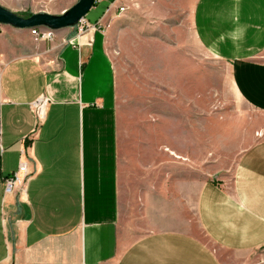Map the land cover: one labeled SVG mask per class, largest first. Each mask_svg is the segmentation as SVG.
<instances>
[{
	"label": "crops",
	"instance_id": "obj_1",
	"mask_svg": "<svg viewBox=\"0 0 264 264\" xmlns=\"http://www.w3.org/2000/svg\"><path fill=\"white\" fill-rule=\"evenodd\" d=\"M116 3L84 18L100 29L50 41L0 25V264H264V137L207 178L174 171L171 153L143 170L125 157L106 38ZM194 20L237 96L264 114V0H199ZM41 96L46 118L25 144L33 174L20 198L5 195Z\"/></svg>",
	"mask_w": 264,
	"mask_h": 264
},
{
	"label": "rangeland",
	"instance_id": "obj_2",
	"mask_svg": "<svg viewBox=\"0 0 264 264\" xmlns=\"http://www.w3.org/2000/svg\"><path fill=\"white\" fill-rule=\"evenodd\" d=\"M77 1L0 0V6L25 18L57 16ZM99 1L86 19L100 16L111 0ZM116 4L126 11L115 13L106 38L116 70L125 157H134L136 169L143 170L155 160L163 166L160 157L171 153L174 171L203 172L206 178L229 169L247 144L264 137V114L240 100L228 61L199 41L194 26L199 0ZM35 54L48 64L45 50Z\"/></svg>",
	"mask_w": 264,
	"mask_h": 264
},
{
	"label": "built area",
	"instance_id": "obj_3",
	"mask_svg": "<svg viewBox=\"0 0 264 264\" xmlns=\"http://www.w3.org/2000/svg\"><path fill=\"white\" fill-rule=\"evenodd\" d=\"M126 11V7L119 6L116 9V16L123 14ZM77 26H80L81 31L83 27L87 29H100V25L97 23L94 26H89L85 19L83 18ZM30 34L34 37L35 40L38 41H50L53 38L52 30H48L45 28H35L30 29ZM49 99L45 96H41L34 103L31 104L30 109L34 118V125L30 133L22 140V144L24 146L21 148L19 152V162L15 172H13L10 176L3 178L4 185V194L10 196H17L18 198L24 193L25 186L27 185L30 177L33 172L30 170V161L31 158L27 154V150L29 146H25L26 143H31L34 139L37 138L40 128L42 127L45 118L46 112L49 105Z\"/></svg>",
	"mask_w": 264,
	"mask_h": 264
},
{
	"label": "water",
	"instance_id": "obj_4",
	"mask_svg": "<svg viewBox=\"0 0 264 264\" xmlns=\"http://www.w3.org/2000/svg\"><path fill=\"white\" fill-rule=\"evenodd\" d=\"M98 0H78L72 7L61 15L33 14L29 17H21L0 6V25L9 26L19 30L45 28L57 31L65 28H73L85 18L86 14L94 7Z\"/></svg>",
	"mask_w": 264,
	"mask_h": 264
}]
</instances>
